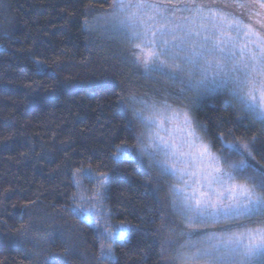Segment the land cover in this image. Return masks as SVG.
<instances>
[{
  "label": "snow or ice",
  "instance_id": "snow-or-ice-1",
  "mask_svg": "<svg viewBox=\"0 0 264 264\" xmlns=\"http://www.w3.org/2000/svg\"><path fill=\"white\" fill-rule=\"evenodd\" d=\"M104 2L106 9L84 7L82 30L118 37L127 45V63L142 68V75L150 80L178 88L151 102L122 88L116 103L126 113L131 112L125 130L135 143L131 147L121 143L109 156L117 164L146 157L149 167L158 169L161 177L183 180L182 187L169 186L170 203L159 210V224L154 229L159 264H264V166L252 162L254 153L264 152V144L258 149L256 136L237 139L233 129L209 136L208 127L190 115L189 105L173 108L168 102L170 96L179 99L186 92L198 98L226 92L245 116L264 124V0L248 4L234 0L241 9L239 17L215 0ZM245 9L250 15L255 10L258 29L244 22ZM36 67L40 70L43 66L36 62ZM51 78L61 91L79 87L71 79L60 80L55 70ZM115 86L109 79L91 85L106 91ZM179 116L183 135L162 136L165 123ZM132 121L140 125V131ZM217 142L219 147L215 148ZM109 179L108 172L95 175L90 166H76L70 181L76 191L63 211L78 223L88 224L97 238L115 242L126 237V230L121 225L113 235L106 226ZM83 181L92 187L85 188ZM86 192L90 194L86 196ZM31 203L37 205V201ZM169 207L179 224L169 218ZM49 218L50 214L40 209L39 223L30 218L19 230L22 243L32 245L26 254L39 257L42 245L51 241V226H40ZM56 231L63 238L64 255H73L71 226L65 222ZM193 236L203 238L194 241ZM100 257L111 260V248L105 250L101 245L97 259Z\"/></svg>",
  "mask_w": 264,
  "mask_h": 264
},
{
  "label": "trees",
  "instance_id": "trees-1",
  "mask_svg": "<svg viewBox=\"0 0 264 264\" xmlns=\"http://www.w3.org/2000/svg\"><path fill=\"white\" fill-rule=\"evenodd\" d=\"M215 2L241 15L234 0ZM88 5L108 7L104 0H0V264H159L161 259L154 229L159 210L170 203L171 178L161 177L146 158L118 164L109 159L115 146L135 143L125 130L131 112L116 103L122 88L133 91L129 83L134 74L125 61L127 45L118 37L82 30ZM251 12L245 9L243 20L258 29L255 10ZM36 62L43 66L40 70ZM53 70L60 80L71 79L79 87L56 89ZM101 79L116 86L110 91L91 87ZM192 107L209 136L233 129L237 139L256 136L257 148L264 144V124L245 116L226 92L199 98ZM262 156L264 152L254 153L252 162L264 166ZM81 164L97 174L109 173L107 224L128 227L127 238L111 249V260L97 259L101 245L108 249L107 240L63 211L76 191L71 174ZM40 209L50 214L40 226L50 225L53 235L36 257L26 254L32 245L22 243L19 230L30 218L39 223ZM168 214L180 223L170 207ZM65 222L72 229L71 256L64 255L56 231Z\"/></svg>",
  "mask_w": 264,
  "mask_h": 264
},
{
  "label": "rangeland",
  "instance_id": "rangeland-1",
  "mask_svg": "<svg viewBox=\"0 0 264 264\" xmlns=\"http://www.w3.org/2000/svg\"><path fill=\"white\" fill-rule=\"evenodd\" d=\"M173 2H175V0H173ZM127 47V46H126ZM127 51V48H126ZM126 54V52H125ZM131 69H132V73L134 74L133 77L130 80L129 86H132L133 91L136 92L138 95L144 96L149 102H151L152 100H156L159 101L163 98L165 91L167 92H175L178 91L177 87H171V86H166L163 81H161L160 83H157L155 80H150L147 77L142 75L143 69H137L136 67H134L133 65H131ZM225 92H221V93H217L215 95H221L224 94ZM199 98L196 97V95L192 92H186L184 93V95L179 98V99H175L173 97H169L168 98V102L170 104H172L173 108H179L181 104H187L191 107V112L190 115L194 117L193 115V105L197 102ZM136 122V121H135ZM136 129L137 131H140V125L136 122ZM165 131L161 132V135L164 136L165 138H169L170 136L172 137H181L183 135L181 129H182V116H179L177 118H175L173 120L172 123H165ZM146 158V157H145ZM147 159V158H146ZM95 175H99L95 172H93ZM171 178V183L172 184H176L179 186H183V180L180 179L177 176H170ZM84 187L85 188H91L92 186L89 185L87 183V181H83ZM76 190V189H75ZM90 193H85V195H89ZM104 208H105V204H104ZM95 219V218H94ZM109 224V230L113 233V235H117L118 234V229L119 226L123 225V224H119L116 223L114 221L108 222ZM124 229L126 230V237L121 240L119 238H117L115 240V242H110L107 240L108 242V248L110 247L111 249L113 248V246L116 243H120L123 242L128 235V227L123 225ZM203 237H197V236H193L192 239L198 240V239H202Z\"/></svg>",
  "mask_w": 264,
  "mask_h": 264
}]
</instances>
